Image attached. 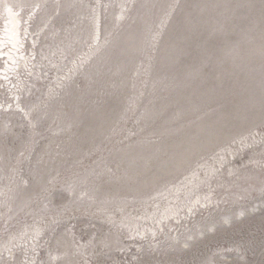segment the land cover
Instances as JSON below:
<instances>
[{
  "label": "rangeland",
  "instance_id": "obj_1",
  "mask_svg": "<svg viewBox=\"0 0 264 264\" xmlns=\"http://www.w3.org/2000/svg\"><path fill=\"white\" fill-rule=\"evenodd\" d=\"M4 2L0 264H264V0Z\"/></svg>",
  "mask_w": 264,
  "mask_h": 264
},
{
  "label": "bare ground",
  "instance_id": "obj_2",
  "mask_svg": "<svg viewBox=\"0 0 264 264\" xmlns=\"http://www.w3.org/2000/svg\"><path fill=\"white\" fill-rule=\"evenodd\" d=\"M11 34V39L9 35ZM21 39L19 36L18 21L14 15L11 16V23L6 27L2 40H0V59L5 61V70L13 69L17 59L21 56ZM6 45V47H4ZM25 58V57H24ZM3 73V72H0ZM6 74V73H5Z\"/></svg>",
  "mask_w": 264,
  "mask_h": 264
},
{
  "label": "snow or ice",
  "instance_id": "obj_3",
  "mask_svg": "<svg viewBox=\"0 0 264 264\" xmlns=\"http://www.w3.org/2000/svg\"><path fill=\"white\" fill-rule=\"evenodd\" d=\"M0 8L5 9L8 12V19L6 21V27L8 26V24L11 23V16L12 15H18V13H13L12 11V7H10L9 5H7L4 0H0ZM9 38L11 39V34L9 35Z\"/></svg>",
  "mask_w": 264,
  "mask_h": 264
}]
</instances>
